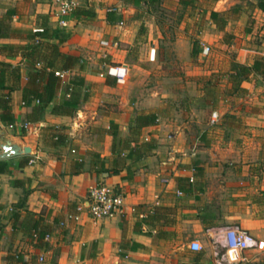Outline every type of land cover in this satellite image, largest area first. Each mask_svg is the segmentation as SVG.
Instances as JSON below:
<instances>
[{"label":"crops","instance_id":"crops-1","mask_svg":"<svg viewBox=\"0 0 264 264\" xmlns=\"http://www.w3.org/2000/svg\"><path fill=\"white\" fill-rule=\"evenodd\" d=\"M113 1L88 0L97 13L90 24L92 34L75 33L61 43L62 51L81 56L85 68L66 73L54 100L36 121L28 118L34 104H23L22 98L30 72L26 60L0 57L22 66L21 89L12 92L15 122L6 125L0 120V125L35 150L33 155L0 159V169L7 167L0 171V264H9V258L19 264H264V250L224 246V232L231 227L264 240L263 77L245 80V91L238 94L228 93L225 76L212 81L216 86L211 93L204 89L213 73H226L233 61L253 64L264 50L241 37L233 46L235 57L227 60V52L214 47L230 32L231 21L241 24L243 17H231L220 29L211 11L229 10L232 0H201L214 4L206 20L187 16L179 21H194L205 35L190 41L192 31L180 26L173 50L186 63L173 73L169 58L158 59V50L164 53L159 39L169 31L157 24L147 29L138 14L133 15L139 6L124 0L132 6L128 10L110 5ZM109 13L113 22L108 21ZM14 17L18 20L19 15ZM18 38H2L0 44L26 42ZM142 39L145 54L139 46ZM206 45L213 46L207 56L202 52ZM194 46L198 53L192 56ZM189 56L201 63L189 64ZM109 66L127 68L125 78L101 76ZM77 75L84 78L80 107L73 115L54 113ZM150 111L159 112V122L142 128L138 137L141 142L155 141L152 152L143 158L127 157L128 149L113 153L111 124L128 139L134 117ZM214 111L219 113L216 123L211 122ZM47 125L61 127L66 142L48 143L43 134ZM102 166L109 171L99 174L96 169ZM100 181L125 196L123 213L92 217L89 189ZM157 206L173 207L174 220H162L160 226L148 223ZM204 237L207 247L190 249L191 241Z\"/></svg>","mask_w":264,"mask_h":264},{"label":"trees","instance_id":"trees-1","mask_svg":"<svg viewBox=\"0 0 264 264\" xmlns=\"http://www.w3.org/2000/svg\"><path fill=\"white\" fill-rule=\"evenodd\" d=\"M127 2L141 6L145 5L147 9L151 6L159 4L161 0H126ZM217 1V0H214ZM184 7L195 6V0H181ZM258 6L264 10V0H259ZM241 11V5L234 6L231 10L227 11H211V19L217 24L220 29H225L228 20L233 17L230 13L237 15ZM116 14V13H112ZM19 15L16 7L8 8L4 13L0 14V39L21 37L22 29L15 28L12 25L14 16ZM96 9L89 5L79 6L74 11V20L80 17L86 19H94L96 17ZM50 15L48 13H38L36 26L44 28L40 33V40L36 41V34L33 31L26 33L25 43H1L0 44V57H17L21 56L26 60L29 67V75L26 85L22 89V98L25 105H33V110L29 114V121H36L42 117L47 107L54 100L57 91L60 87L61 78L56 74V71H82L85 64L81 56L67 53L61 50V43L65 42L73 36V29H53L50 23ZM108 21L113 22L114 18L109 13ZM251 30V29H249ZM198 53L197 48L192 51V56ZM255 75H260L264 78V56L259 55L256 57L253 64H244L233 61L231 68L226 73H213L209 81L205 84V90L208 93L213 91L216 82L220 77L225 76L228 81V93L238 94L245 91L242 83L245 80L252 78ZM22 79V66L20 64H12L0 58V120L6 125H13L15 122L12 113V92L21 89ZM84 78L80 75L75 76L68 85L69 96L60 104L53 108V112L62 115H73L80 107V96ZM159 122V112L150 111L147 113H138L133 119L131 126L132 137L126 139L120 137L119 127L117 124L112 123L110 130L114 137L112 151L113 153L122 154L125 149L129 150L127 157L143 158L150 154L156 147L153 140L141 142L139 139L142 128L153 126ZM61 127L56 125H47L43 128L45 140L53 146H59L66 142V135L61 132ZM118 141V142H117ZM131 142L135 145L131 147ZM95 158H99L98 154H94ZM3 161V160H0ZM96 161V162H95ZM94 163L97 164V160ZM104 164V163H103ZM6 165V164H5ZM96 169V168H95ZM7 170L3 166L0 171ZM99 174L109 171L106 167H99L96 169ZM175 218V209L168 206H157L148 215L147 222L155 226H160L161 221H173ZM200 255V254H199ZM199 255L196 257L199 259ZM9 264H19V260L10 259ZM206 264V263H198Z\"/></svg>","mask_w":264,"mask_h":264},{"label":"rangeland","instance_id":"rangeland-1","mask_svg":"<svg viewBox=\"0 0 264 264\" xmlns=\"http://www.w3.org/2000/svg\"><path fill=\"white\" fill-rule=\"evenodd\" d=\"M197 1V2H196ZM195 7L188 6L184 7L183 4L179 0H161L159 4H155L151 6L150 9H147V7L144 5L139 6V8L134 10V14H138V17L140 18V21H143V24H146L147 29L152 28L150 24H157L159 28L166 29V31H169L167 34L164 35V38H160L159 40V46L164 47V53L160 50H158V59L161 58H169L171 63V70L170 72L177 73L178 71H182V64H185V60H180L178 58V55L175 54L173 48L176 47V40L177 36L176 32H180L181 29L180 26H184L187 31H192L190 33V38L188 40L192 41L195 39L197 42L201 41L202 37L205 35V32L199 33L196 29L197 24L192 21L190 23H181L179 19L185 18L187 16H194V17H202L206 20V16L208 15V10L214 8V4L211 2H205L201 0H195ZM80 6L89 5L92 6L88 0H80ZM259 0H232L229 4V10H231L236 5H241V11L235 15L234 13H230L233 17H243V20L241 24H238L237 22L231 21L230 32H225L222 36V38H219V44L215 46L214 48L216 50H221L224 52H227V60L230 57H235L236 53L234 52L235 48L233 46L235 44L240 43V38L243 37V39H247V44L251 43L253 47H256L257 49L264 50V10H262L258 6ZM110 5L118 6L122 5L126 7L128 10H131V5L124 3V0H114ZM10 7H16L19 12V18L13 17L12 19V25L17 24L19 22L25 23L27 25H24L20 29H22L23 33L21 34V37H26V33L29 31H33V27L36 24L37 20V14L43 13L38 12L41 7L43 9H49V12H47L50 15V23L53 29L60 28L57 25L56 18L54 15L55 9L52 4V0H0V13H4L8 8ZM94 7V6H92ZM204 10V11H202ZM45 13V12H44ZM204 14V15H203ZM97 16V15H96ZM55 20H54V19ZM96 19H86L84 17H80L78 19H75V26L73 28H60V29H73V35L75 33L78 34H92V27L90 24L93 23V21ZM137 22V26L141 22ZM204 21V20H203ZM132 21H130L131 24ZM208 25V24H207ZM72 26V25H71ZM70 26V27H71ZM144 28V26H142ZM142 28V29H143ZM155 28V27H154ZM205 30H207V26H204ZM252 29L249 31L248 29ZM232 31V32H231ZM235 32H238V34H235ZM248 37V38H247ZM16 40H19L16 39ZM76 44L79 45V42H76ZM200 44V43H199ZM164 45V46H163ZM141 53L145 54L146 47L144 45V39H142V43L139 45ZM183 50L185 49L184 46H182ZM160 49V48H159ZM213 49V46H212ZM211 49V52H212ZM166 52V53H165ZM235 54V55H234ZM184 55V54H183ZM188 56V55H187ZM187 62L189 64H198L201 63L198 59H193L190 56L187 59ZM155 63V62H154ZM188 64V65H189ZM169 81V80H167ZM262 85H264V78L261 80ZM186 85V84H185ZM187 87V86H186ZM261 94L264 95L263 91H260ZM185 242H188L186 240V237H184ZM199 240V239H198ZM207 237H204L203 240H199L204 247H207Z\"/></svg>","mask_w":264,"mask_h":264},{"label":"built area","instance_id":"built-area-1","mask_svg":"<svg viewBox=\"0 0 264 264\" xmlns=\"http://www.w3.org/2000/svg\"><path fill=\"white\" fill-rule=\"evenodd\" d=\"M55 9L54 15L57 25L61 28L70 27L74 23V11L80 6L79 0H52ZM44 31L43 27L36 26L33 32L37 35L36 41L40 40V33ZM107 44L106 41L102 42ZM211 47L206 45L203 47V54L209 55ZM68 71H56V74L63 79ZM127 74V68L123 66H109L107 72L101 73V76L112 75L117 79H124ZM23 104H25L23 102ZM219 119V113H212V123H216ZM75 151V150H74ZM191 181L193 179L191 178ZM180 194L182 192H179ZM89 211L94 219H105L113 217L116 214L124 212L125 196L118 192L112 185L106 182H98L89 189ZM36 237L38 234H34ZM49 238V235H46ZM224 246L227 250L243 251L246 249L264 250V240L255 237L250 231L238 227H231L224 232ZM193 251H202L204 246L199 240H193L189 245ZM43 260V257L40 258Z\"/></svg>","mask_w":264,"mask_h":264},{"label":"water","instance_id":"water-1","mask_svg":"<svg viewBox=\"0 0 264 264\" xmlns=\"http://www.w3.org/2000/svg\"><path fill=\"white\" fill-rule=\"evenodd\" d=\"M35 150L21 139L7 135L0 125V159L33 155Z\"/></svg>","mask_w":264,"mask_h":264}]
</instances>
